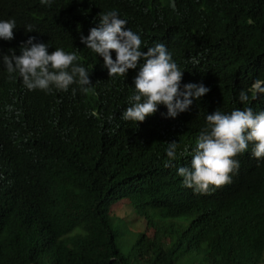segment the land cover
<instances>
[{
	"label": "trees",
	"instance_id": "16d2710c",
	"mask_svg": "<svg viewBox=\"0 0 264 264\" xmlns=\"http://www.w3.org/2000/svg\"><path fill=\"white\" fill-rule=\"evenodd\" d=\"M112 10L141 37L142 51L167 47L183 72L181 90L203 83L210 91L174 119L160 105L142 124L124 121L139 65L109 78L80 39ZM10 19L14 39L0 40V264H178L199 249L202 264H264V160L251 145L236 157L232 182L210 194L186 188L177 173L190 167L208 114L264 111V94L239 101L264 80V0H0V21ZM29 37L50 54L75 52L93 91H29L10 75L2 56L20 55ZM171 142L177 159L169 166ZM122 198L145 220L126 255L109 216ZM153 214L186 223L161 227Z\"/></svg>",
	"mask_w": 264,
	"mask_h": 264
},
{
	"label": "clouds",
	"instance_id": "9594fccd",
	"mask_svg": "<svg viewBox=\"0 0 264 264\" xmlns=\"http://www.w3.org/2000/svg\"><path fill=\"white\" fill-rule=\"evenodd\" d=\"M40 2L51 6L52 0ZM126 24L115 10L101 13L99 26L91 28L87 37L80 38L86 48L103 58L109 78L126 77L129 70L139 65L131 106L121 116L124 121L142 124L155 115L160 105L166 107L167 117L174 119L189 111L194 100H200L210 91L203 83H188L181 90L183 72L167 47L157 43L142 51L141 37ZM15 29L14 19L0 21V40H13ZM25 30L33 32V26L29 24ZM48 49V44L29 37L20 55L10 50V55L2 56V63L10 75L19 74L29 91L67 92L74 84L85 95L93 91L90 73L78 63L80 58L75 52L57 48L50 54ZM262 94L264 80L257 79L247 90L240 91L239 101L247 105L250 99H258ZM250 145L252 156L257 161L264 160V111L254 112L252 107H244L225 114L216 110L206 116V126L199 132L190 167L181 166L177 173L186 188L198 194H210L232 182L240 167L236 157L247 152ZM177 146L176 142L168 145L169 166L177 159Z\"/></svg>",
	"mask_w": 264,
	"mask_h": 264
},
{
	"label": "rangeland",
	"instance_id": "374dc122",
	"mask_svg": "<svg viewBox=\"0 0 264 264\" xmlns=\"http://www.w3.org/2000/svg\"><path fill=\"white\" fill-rule=\"evenodd\" d=\"M110 207V225L116 230L115 245L120 253L129 254L137 234L145 228V220L134 213L127 198L114 202ZM151 221L155 225L160 224L161 227L168 223H172L174 226L186 223V221L181 220V217H168L160 220L156 214L151 216ZM176 230L179 229L176 228ZM201 259V250H192L182 254L178 259V264H202ZM131 264H144V262L132 257Z\"/></svg>",
	"mask_w": 264,
	"mask_h": 264
}]
</instances>
